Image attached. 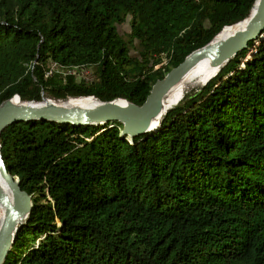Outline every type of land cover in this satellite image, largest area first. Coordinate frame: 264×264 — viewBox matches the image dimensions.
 <instances>
[{
	"label": "trees",
	"instance_id": "16d2710c",
	"mask_svg": "<svg viewBox=\"0 0 264 264\" xmlns=\"http://www.w3.org/2000/svg\"><path fill=\"white\" fill-rule=\"evenodd\" d=\"M256 2L0 0V104L143 105ZM123 129L41 119L5 128L1 151L33 208L4 264H264V37L155 130Z\"/></svg>",
	"mask_w": 264,
	"mask_h": 264
},
{
	"label": "water",
	"instance_id": "95a60500",
	"mask_svg": "<svg viewBox=\"0 0 264 264\" xmlns=\"http://www.w3.org/2000/svg\"><path fill=\"white\" fill-rule=\"evenodd\" d=\"M221 32L208 44L189 54L166 76L158 79L143 105L122 98L105 102L95 98V104L90 107L67 106L55 99L45 98L42 102H27L15 96L0 104V134L13 123L33 119L75 125H97L119 121L124 125L122 133L129 137H137L153 131L161 124L168 112H164L165 96L201 60L209 59L213 67L221 69L239 52L247 49L251 41L264 37V0H257L244 29L226 39L217 40ZM0 177L10 186L13 193L11 197L0 184V207L4 210L3 218L0 217V264H4L19 229L31 215L33 201L32 196L22 189L19 179L9 172L1 145Z\"/></svg>",
	"mask_w": 264,
	"mask_h": 264
},
{
	"label": "bare ground",
	"instance_id": "6f19581e",
	"mask_svg": "<svg viewBox=\"0 0 264 264\" xmlns=\"http://www.w3.org/2000/svg\"><path fill=\"white\" fill-rule=\"evenodd\" d=\"M247 23V19L238 23L233 26L226 27L221 34L217 37V40H223L228 38L229 36L235 34L237 31L242 30L245 28ZM219 67H213L209 59L201 60L195 67H193L185 77L175 85L169 93L165 96L164 99V112L169 111L173 105L177 104L182 100L186 89L189 85H200L206 84L211 78H213L218 72ZM80 98V99H78ZM78 98H71L72 100L69 101H61V104L67 106H83V107H90L93 106L96 102L94 97H78ZM17 100V99H16ZM158 125V123H156ZM155 125V126H156ZM0 184L2 185L3 189L7 194L11 197L13 195L10 186L0 177ZM4 210L0 207V217L3 218Z\"/></svg>",
	"mask_w": 264,
	"mask_h": 264
},
{
	"label": "rangeland",
	"instance_id": "374dc122",
	"mask_svg": "<svg viewBox=\"0 0 264 264\" xmlns=\"http://www.w3.org/2000/svg\"><path fill=\"white\" fill-rule=\"evenodd\" d=\"M122 30L125 31V32L130 31V25H129L128 22L122 26ZM79 72L80 73H78V72L77 73H78L79 76H81V78H87V77L91 76V74H90V72L88 70L87 71L80 70ZM202 86H204V84H200V85H189L188 88L186 89V92H185L184 96L182 97V99H184L185 95L188 92L189 93H192V92L200 89V87H202Z\"/></svg>",
	"mask_w": 264,
	"mask_h": 264
},
{
	"label": "built area",
	"instance_id": "2783aa9c",
	"mask_svg": "<svg viewBox=\"0 0 264 264\" xmlns=\"http://www.w3.org/2000/svg\"><path fill=\"white\" fill-rule=\"evenodd\" d=\"M53 68H57V65L56 64H53ZM83 71H87V70H83Z\"/></svg>",
	"mask_w": 264,
	"mask_h": 264
}]
</instances>
